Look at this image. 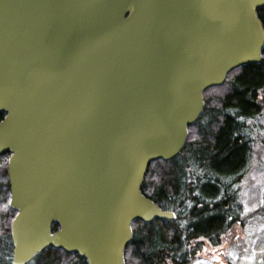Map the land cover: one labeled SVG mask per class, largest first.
I'll use <instances>...</instances> for the list:
<instances>
[{"label":"water","instance_id":"obj_1","mask_svg":"<svg viewBox=\"0 0 264 264\" xmlns=\"http://www.w3.org/2000/svg\"><path fill=\"white\" fill-rule=\"evenodd\" d=\"M262 8L264 0H0L12 264L48 247L86 264H124L134 221L175 218L142 195L147 168L181 152L206 90L261 62Z\"/></svg>","mask_w":264,"mask_h":264},{"label":"trees","instance_id":"obj_2","mask_svg":"<svg viewBox=\"0 0 264 264\" xmlns=\"http://www.w3.org/2000/svg\"><path fill=\"white\" fill-rule=\"evenodd\" d=\"M257 14L264 25V8ZM202 96V113L188 128L181 152L169 161L151 162L141 187L144 197L175 218L133 222L125 264H185L200 252V239L215 244L240 212L239 184L256 140L254 125L264 115V50L258 65L230 72L221 86ZM8 158L0 156V264L12 261L9 229L16 215L9 207ZM28 264L86 262L48 247Z\"/></svg>","mask_w":264,"mask_h":264},{"label":"rangeland","instance_id":"obj_3","mask_svg":"<svg viewBox=\"0 0 264 264\" xmlns=\"http://www.w3.org/2000/svg\"><path fill=\"white\" fill-rule=\"evenodd\" d=\"M246 177L239 184V214L215 244L200 239L193 264H264V115L254 125Z\"/></svg>","mask_w":264,"mask_h":264},{"label":"flooded vegetation","instance_id":"obj_4","mask_svg":"<svg viewBox=\"0 0 264 264\" xmlns=\"http://www.w3.org/2000/svg\"><path fill=\"white\" fill-rule=\"evenodd\" d=\"M260 11V10H259ZM258 18H260V17H258ZM260 21H261V23H262V20L261 19H259ZM262 27H263V30H264V25H263V23H262ZM131 239H132V237H131ZM200 241V240H199ZM131 242V241H130ZM130 245V243L127 245V246H129ZM126 246V247H127ZM126 249V248H125ZM200 258V253H198L196 256H194V258H192V259H190V261L189 262H186L185 264H193V263H195L196 262V260L197 259H199ZM196 259V260H195ZM124 264H125V250H124Z\"/></svg>","mask_w":264,"mask_h":264}]
</instances>
